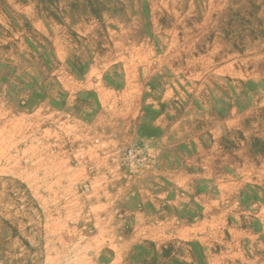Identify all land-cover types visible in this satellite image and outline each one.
<instances>
[{"label": "rangeland", "instance_id": "rangeland-1", "mask_svg": "<svg viewBox=\"0 0 264 264\" xmlns=\"http://www.w3.org/2000/svg\"><path fill=\"white\" fill-rule=\"evenodd\" d=\"M152 139L203 205L117 264H264V0H0V264L127 253Z\"/></svg>", "mask_w": 264, "mask_h": 264}, {"label": "crops", "instance_id": "crops-1", "mask_svg": "<svg viewBox=\"0 0 264 264\" xmlns=\"http://www.w3.org/2000/svg\"><path fill=\"white\" fill-rule=\"evenodd\" d=\"M162 141L163 140L160 139L145 141L147 144L146 146H154L152 156L157 158L159 168L156 169V166L155 168L150 169L147 174L145 173L140 176L139 181L137 180V187L140 189L139 192L143 197L141 201L144 203V210L138 211L135 206H131L130 208L135 209H131L128 213L120 215L122 224L131 223L135 230L131 236H121V238H118V240L120 239L124 243L123 246H125V249H128V252L115 253L112 256V258L115 260L112 262L108 261V264H117L118 260L116 259L118 256L121 257L122 260H127L131 258V256L138 257L139 254H137V251L134 253L129 252L131 248L139 247L141 245L146 248L147 245H151L145 243L146 240L155 242L161 240L164 237L161 236L160 231V225L162 224L175 225L180 224V222L183 225L188 224V222H190L189 219H192L193 216H196L199 213L200 208L196 202H198L199 205H203L202 199L205 197V194H194V191H192L193 185L194 187L198 185V183H193V185L191 184L192 179L194 180L193 182L197 181L193 178V175H188L186 169V171L183 172L177 169L171 172L168 168L170 163L167 161L165 166L164 161H161L162 157L165 155L163 147L164 144ZM172 157L174 156L172 155ZM204 177L206 178V176ZM180 189L188 191L191 196H185L184 194L181 195ZM102 204H108L109 207L112 205L111 203L109 204V202H103ZM110 215L111 214H107L108 218ZM98 216L103 218L104 215L98 214ZM197 219H199L198 216ZM104 220H106V218ZM149 229H153L154 232H149ZM187 234L192 236L190 232ZM118 240L116 238V241Z\"/></svg>", "mask_w": 264, "mask_h": 264}, {"label": "built area", "instance_id": "built-area-1", "mask_svg": "<svg viewBox=\"0 0 264 264\" xmlns=\"http://www.w3.org/2000/svg\"><path fill=\"white\" fill-rule=\"evenodd\" d=\"M123 161L133 173L145 166L147 158L145 157L144 150H142L140 147L133 146L125 152Z\"/></svg>", "mask_w": 264, "mask_h": 264}]
</instances>
